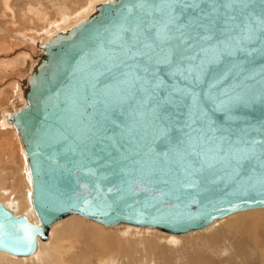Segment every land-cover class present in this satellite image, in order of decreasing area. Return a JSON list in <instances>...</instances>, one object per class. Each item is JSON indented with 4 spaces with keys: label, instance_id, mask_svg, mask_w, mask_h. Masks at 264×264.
I'll use <instances>...</instances> for the list:
<instances>
[{
    "label": "water",
    "instance_id": "obj_1",
    "mask_svg": "<svg viewBox=\"0 0 264 264\" xmlns=\"http://www.w3.org/2000/svg\"><path fill=\"white\" fill-rule=\"evenodd\" d=\"M135 3L101 2L42 45L25 103L8 114L27 159L38 223L0 202V250L33 254L49 226L70 214L186 234L234 212L264 208V39L244 40L246 26L264 20V0L234 4L231 31H217L212 41H226L221 57L199 83L167 64L154 66L161 96L172 88L195 93L168 107L174 127L168 139L155 142L146 128L138 127L131 141L125 135L134 122L131 108L110 110L109 120L102 115L105 93L127 70L114 62L122 58L121 37L130 34L120 29L125 17L136 15L128 12ZM190 119L198 131L186 127ZM188 135L192 148L172 151Z\"/></svg>",
    "mask_w": 264,
    "mask_h": 264
},
{
    "label": "snow or ice",
    "instance_id": "obj_2",
    "mask_svg": "<svg viewBox=\"0 0 264 264\" xmlns=\"http://www.w3.org/2000/svg\"><path fill=\"white\" fill-rule=\"evenodd\" d=\"M237 2L240 0H136L128 9L129 13L135 10L136 15L125 17L120 29L121 33L130 34L127 39L121 37L122 58L114 62V67L127 70L114 77L112 89L103 97L104 119L109 120L110 110L131 108L129 115L134 122L125 132L130 141L138 127L146 128L153 142L168 139L174 127L168 107L179 104L184 96L194 97L195 93L172 88L161 96L162 82L154 66L167 64L173 74L199 83L221 57L220 47L226 41H212L217 31H231L227 25L235 17L229 11ZM222 17L224 27L218 28ZM257 39H264V20H258L254 27L246 26L244 40ZM129 60L134 64H129ZM195 123V119H190L186 127L198 131L193 127ZM183 146L192 148L191 135L179 140L172 151L181 154ZM148 147L151 151V145ZM182 154L191 153L185 150Z\"/></svg>",
    "mask_w": 264,
    "mask_h": 264
},
{
    "label": "bare ground",
    "instance_id": "obj_3",
    "mask_svg": "<svg viewBox=\"0 0 264 264\" xmlns=\"http://www.w3.org/2000/svg\"><path fill=\"white\" fill-rule=\"evenodd\" d=\"M104 1H107V0H90L89 2L87 1L88 3L87 2L86 3L88 6L79 10V12L77 14L73 15V17H72L73 7H70L68 9L69 10L68 14L61 12L63 7L60 10L58 9V11H60L63 14V16H62L63 20L65 19V22H67V21L68 22H67V24L62 25V26H60V23H59V26H56L57 25L56 24L53 28H50V30L47 31V33L45 32L46 36L44 38H37L38 36L34 37V36H31L30 34H24L23 33L24 31L23 32L20 31L19 34L21 36L20 35H18V36L21 37V39L24 40V42L32 44L38 52L36 53V56L33 59V61L30 63V66H28L26 68L25 74L19 76L17 79V83H16V85H17V88H16L17 104L15 103L16 105H13L12 104L13 102H12L11 106L9 108H3L1 110V115H2L1 120H2L3 124H5V126L7 127V131L9 128H11L16 132L17 137L19 139V146H20L22 153H24V150H23V146H22L20 137H19L16 129L14 128L13 124L9 121L8 114L10 112H16L25 103L24 89L27 86L29 76H30V73H31L34 65L37 63L39 57L42 54V45L46 41L50 40V38L52 36H54L55 34H57L58 32L66 31L70 27L74 26L77 22L87 18L92 12H94L95 6L101 2H104ZM68 10H66V12ZM39 11L40 10L38 8H36V5H34L33 3L32 4L29 3L27 5L26 12H27V16H31L30 17L31 21H34V19L36 21V19L39 18L38 15L42 14V12H39ZM3 15H5V14L3 13ZM57 16L60 17L59 15H57ZM42 18H43V20L45 19L44 16ZM57 20H55V21H57ZM41 27H43V26H41ZM35 28L33 29L34 33H35ZM17 29H20V27ZM37 33L39 34V32H37ZM39 35L41 36V33ZM21 61H22V59H21ZM23 61H24V58H23ZM15 64H17V63H15ZM15 64H14V66H15ZM18 64H21V63H18ZM14 66L12 65V67H14ZM16 67H17V65H16ZM9 68H11V67H9ZM18 68H19V66H18ZM11 69H13V68H11ZM12 85H14V84H12ZM11 88H14V86ZM12 91H13V89H12ZM9 96H11V94ZM6 97H8V96H6ZM8 100H9V97H8ZM13 101H14V99H13ZM8 105H10V104H8ZM9 142H10V140H8V138H6V137L3 139L0 138L1 145L5 146V147L0 146L1 148L4 149V150L2 149L3 151H1V153H0V159L4 163H10V162L13 163V160H14L15 151L12 147H10L11 144ZM24 159L26 161L25 162V169H26L28 177H29V186H30L29 187V190H30L29 194H27L28 193V190H27L28 187H27L26 188L27 191L23 193L21 199L16 200L14 202L13 198H11V197H13L14 194L17 193V190H15L16 188L14 187L15 185L11 186L12 188H15V189H11V191L8 192V190L5 189V185H4V183L6 181L4 182V178H1L2 175H0V202L3 205H5L7 208H9L14 214H16V215L25 214L30 221L38 223V219H37V216L33 210L32 202H31V178H30V173H29V168H28V163H27L25 153H24ZM21 165H20V167H21L20 171L22 170ZM0 173H1V171H0ZM24 178H25V175H24ZM25 181H26V178H25ZM26 183H27V181H26ZM15 184H16V182H15ZM26 186H27V184H26ZM8 194H11L10 195L11 197H9L10 201L6 199ZM14 198H15V196H14ZM29 204L31 205V209H29V211L31 213L29 214L27 211L20 213L21 209H23L24 207H27ZM262 210L264 211V208H254V209L234 212V213L229 214L227 216H224L220 219H216L213 223H211L209 226H207L203 230H204V232H209L210 237H212L213 234H217V233L219 234V232H221L219 230H223L221 232L222 234L229 235L231 233L233 235V234H235L234 233L235 231H239L238 229L241 227L240 223L245 222L243 220H248V217L250 216V215L249 216L246 215L248 212H249L248 214H250V213L252 214L253 212L256 213L258 211L262 212ZM242 214H245V215H242ZM234 215H237V216H234ZM252 215H254V213ZM258 218H260V216ZM258 218L255 219L257 224L254 225V231L253 232L259 230V231L264 233V220H259ZM220 221H222V222H220ZM237 222H239V223H237ZM84 225L87 228H90V230H86V228H84ZM261 225H262V227H261ZM119 226H120V224H119ZM121 226H125L126 228L134 229L137 231L144 230L145 233L147 232L146 234H148V232H151L152 235L150 237L149 236L150 234H149L147 237H145L147 240H143L142 238H141L142 240H140V239H138L139 234L136 231V233L134 232L136 235H133V237H131V236L128 237L129 235L132 234L131 233L128 236L126 235L127 237H123V238L120 237L118 239H117V237H114L115 238L114 239L113 237H110V235H112V234L109 235V233L112 232V230H111L112 227H110L109 225H103L101 223L90 220V219L85 218V217L78 215V214H70V215H68L62 219L55 221L54 223H52L49 226L47 239L38 240L37 248L33 254L27 255V256H16V255L10 254L8 252H5L3 250H0V264H28L27 263L28 260H30L32 262V264H117V263L118 264H125V263L155 264L154 260H156V261L161 260L167 264V262H165L164 260L161 259V257H163V251H165V249H163L162 247L160 249H153V248H156L158 246L164 247V245L165 246L168 245V247H170L171 244L176 245V243L179 241L180 238H183V236L187 235V234H172V233L164 232V231L157 229V228H154V227H140V226H134V225H130V224H124ZM246 229H247V226H246ZM109 230H111V232H109ZM198 231H201V230H198ZM232 231H233V233H232ZM194 232H196V231H194ZM127 233H129V231ZM190 233H192V232H190ZM190 233H188V234H190ZM113 235H115V234H113ZM135 236H138V238H136ZM223 236H221L220 238H222ZM140 237H141V235H140ZM142 237H143V235H142ZM224 238L226 239V237H224ZM232 238H233V236H232ZM165 239H167L169 242L166 240L167 242L164 245L163 244L160 245V243H158V242H161L163 240H164L163 242H165ZM216 240H215V242H216ZM222 241L223 240L221 239L220 245L218 246V249L220 250V252L222 253V252L230 251V247H229L230 244L225 243L226 245L224 244L222 246ZM244 241L246 243V247L249 248V250H250V248L252 249V247H257L258 249L264 248V239L262 238V236H259L256 232L251 237H248ZM167 243H169V244H167ZM76 244H78V248H77L76 252H73L71 255L67 256V258H64L63 254H65V251L68 249L75 248ZM149 248H152L151 256L154 260L149 257V253H148ZM121 250H123V251L131 250V253H133L134 255L131 253H127V254L121 253ZM45 255H47L48 257H44ZM141 255L145 256L146 258L142 259L143 257ZM259 256H261V255H259ZM164 257H163V259L168 258L171 260V257L170 258L169 257L164 258ZM27 258H29V259H27ZM117 259H118V262H117ZM262 259H264V258H262ZM95 260H96V262H95ZM115 260H116V262H115ZM197 260H198V258H197ZM171 262H172V260H171ZM171 262L169 264H171ZM177 262L179 263L180 259H178ZM221 262L223 264H226L223 262V260H219L218 264H220Z\"/></svg>",
    "mask_w": 264,
    "mask_h": 264
},
{
    "label": "rangeland",
    "instance_id": "obj_4",
    "mask_svg": "<svg viewBox=\"0 0 264 264\" xmlns=\"http://www.w3.org/2000/svg\"><path fill=\"white\" fill-rule=\"evenodd\" d=\"M87 1L89 2L90 0H0V138H2V139L5 137L8 138V140H10L9 143L11 144L10 147H12L15 151L13 163H11V162L10 163H4L0 159V171H1L0 175H2L1 178H4V182L6 181L4 183V185H5V189H7L8 192L11 191V189H15V188H16L15 190H17V193L14 194L15 198H14V196L11 197L10 196L11 194L7 195L6 199L9 201H10L9 197L13 198L14 202L16 200H20L23 193L26 192L27 190H28L27 194H29V192H30L29 187L30 186H29V177H28L27 171L25 169V162L26 161L24 159V153H22L20 146H19V139L17 137L16 132L13 129L9 128L7 131V127L5 126V124H3L2 120H1V117H2L1 110L3 108H9L11 106L12 102H13L12 103L13 105L17 104V99H16V96H17V94H16L17 93L16 92L17 79L19 76L25 74L26 68L28 66H30V63L33 61V59L36 56V53L38 52L32 44L24 42V40H22L21 37H19L18 35H20L19 34L20 31L21 32L24 31L23 32L24 34H30L31 36H34V37L38 36L37 38H44L46 36L47 31H49L50 28H53L56 24H57L56 26H59V23H60V26L67 24L68 21L65 22V19L63 20V17H62L63 14L62 13L68 14L69 13L68 9L70 7H73V10H72V17H73V15L77 14L79 12V10L88 6ZM29 3H31V4L33 3L34 5H36V8H38L40 10L39 12H42V14L39 13L40 14V15H38L39 18L36 19V21H35V19H34V21H31L30 20L31 16H27L26 9H27V5ZM61 8H62V10H61L62 13L60 11H58V9L60 10ZM66 10H68V11L66 12ZM3 13L5 15H3ZM57 15H59L60 17H58ZM43 16L45 17L44 20L42 18ZM54 19L57 21H55ZM41 26H43V27H41ZM19 27H20V29H17ZM34 28H35V33L33 31ZM37 32H39V34L41 33V36ZM20 58L22 59V61ZM23 58H24V61H23ZM15 63H17V64H15ZM18 63H21V64H18ZM11 64L13 66L15 64V66L12 67ZM16 65H17V67H16ZM18 66H19V68H18ZM9 67H11L13 69H11ZM12 84H14V85H12ZM13 86H14V88H11ZM12 89H13V91H12ZM10 94L12 97L9 96ZM6 96L9 97V100H8V97H6ZM13 99H14V101H13ZM8 104H10V105H8ZM0 146L5 147V146H2L1 143H0ZM1 147H0V153H1V151L4 150ZM20 165L22 166V170H23V171L21 170L22 172L20 171V169H21ZM24 175H25L27 183L25 181ZM15 182H16V184H15ZM26 184H27V186H26ZM12 185L13 186L15 185L14 186L15 188H12L11 187ZM27 187H28V189L26 190ZM29 209H31L30 204L27 207H24L23 209H21L20 213L27 211L30 214L31 212L29 211ZM248 213L246 214L248 216L250 215L248 217V220H243L245 222L240 223L241 227L238 229L239 231H235L234 232L235 234H233V235L231 233L229 235L222 234L221 232L223 230H219V231H221V232H219V234L217 233L219 236L217 234H213V236L211 235L213 237L212 238L209 236V232H204V230H203L204 228H203V229H200L201 231L195 230L196 232L191 231L192 233L189 232L190 234L186 233L187 235L183 236V238H180L179 241L176 243V245L171 244L170 247H168V245L165 246L164 244L168 241L167 239H165V242H163L164 240L161 242H158V243H160V245L163 244L165 248L163 246H158V247L153 248V249H160L161 247L163 249H165V251H163V257L166 255L165 256L166 258L171 257V260H172V262H171L170 259L167 258L168 259L167 260V259H163V257H161V259L164 260L165 262H167V264H169L170 262H171V264H215V263L218 264L219 260H223V262L226 264H264V259H262V258H264V248L258 249L257 247H252V249L250 248V250H249V248L246 247V243L244 241L248 237H251L255 232L259 236H262V238L264 239V233L263 232H261L259 230L253 232L254 231V225L257 224L255 219H257L260 216L261 219L260 218H258V219L264 220V211L262 210V212L258 211L256 213L253 212L254 215H252L253 213L252 214L251 213L248 214ZM237 215H234V216H237ZM242 215H245V214H242ZM220 222H222V221H220ZM237 223H239V222H237ZM121 225H124V224H120V226H119V224H117V226L116 225L110 226V227H112V229L110 228L112 230V232H111V230H109V232H111V233H109V235L112 234V235H110V237H113V238L117 237V239H118L120 237L121 238L127 237L131 233L132 234L129 235L128 237H130V236L133 237V235H136L135 233L137 230L126 228L125 226H121ZM246 226H247V229H246ZM261 227H262V225H261ZM84 228H86V230H90V228H87L85 225H84ZM127 230L129 231V233H127L128 232ZM137 233L139 234V238H138V236H135V237L140 239V240H142V239L147 240L145 237H147L149 234H150L149 235L150 237L152 235L151 232H148V234H146L147 232L145 233L144 230L137 231ZM232 233H233V231H232ZM113 234H115V235H113ZM140 235H141V237H140ZM142 235H143V237H142ZM221 236H223V237L220 238ZM232 236H233V238H232ZM224 237H226V239ZM221 239L223 240L222 246L225 243L230 244V246H229L230 251L222 252V253L220 252V250L218 249V246L220 245ZM215 240H216V242H215ZM167 244H169V243H167ZM77 248H78V244L75 245V248L66 250L65 254H63V257L67 258V256L71 255L73 252H76ZM151 250H152V248H149L148 253H149V257L151 259H153L151 256ZM121 253H126V254L131 253V250H126V251L121 250ZM131 254H133V253H131ZM259 255H261V256H259ZM44 257H48V256L45 255ZM142 257H143L142 259L146 258L145 256H142ZM197 258H198V260H197ZM27 259H29V258H27ZM178 259H180L179 263L177 262ZM95 262H96V260H95ZM115 262H116V260H115ZM117 262H118V259H117ZM154 262H155V264H166L161 260L160 261L154 260ZM27 263L32 264V262L30 260H28ZM125 264H130V263H125ZM220 264H223V263L221 262Z\"/></svg>",
    "mask_w": 264,
    "mask_h": 264
}]
</instances>
